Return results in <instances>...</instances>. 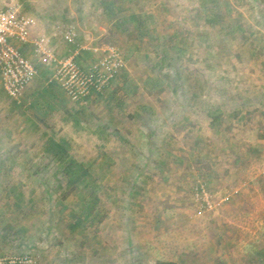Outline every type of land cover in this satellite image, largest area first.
I'll list each match as a JSON object with an SVG mask.
<instances>
[{
	"label": "rangeland",
	"instance_id": "rangeland-1",
	"mask_svg": "<svg viewBox=\"0 0 264 264\" xmlns=\"http://www.w3.org/2000/svg\"><path fill=\"white\" fill-rule=\"evenodd\" d=\"M16 1L58 56L97 48L86 66L116 46L126 64L102 96L81 101L42 63L19 100L0 84V256L264 264V0ZM69 26L72 45L61 37ZM49 137L92 163L101 220L69 227L91 193L67 188L63 166L44 150ZM201 185L216 202L240 194L208 210Z\"/></svg>",
	"mask_w": 264,
	"mask_h": 264
},
{
	"label": "built area",
	"instance_id": "built-area-1",
	"mask_svg": "<svg viewBox=\"0 0 264 264\" xmlns=\"http://www.w3.org/2000/svg\"><path fill=\"white\" fill-rule=\"evenodd\" d=\"M34 25L35 20L21 10L16 0L7 3L5 8L0 10V81L6 94L14 100L20 99L38 74L34 61L23 53L22 47L26 45H32L34 56L52 70L53 79L73 101L103 93L125 68L124 54L116 46L104 48L100 57L86 66L79 62L77 57L81 50L92 52V49L76 47L67 55L58 56L50 38L33 36ZM76 36L73 26L61 32L62 39L70 45L75 43ZM238 193V190L228 192L222 196L221 201L216 202L203 185L196 187V195L203 197L202 207L208 210H213L218 203L231 201ZM21 262L15 257L0 256V264Z\"/></svg>",
	"mask_w": 264,
	"mask_h": 264
},
{
	"label": "trees",
	"instance_id": "trees-1",
	"mask_svg": "<svg viewBox=\"0 0 264 264\" xmlns=\"http://www.w3.org/2000/svg\"><path fill=\"white\" fill-rule=\"evenodd\" d=\"M206 1L207 0H202L204 7L207 4ZM213 1H215L218 4L217 0H213ZM110 4L112 3H109L107 8H109V10L112 11V6ZM226 7H229V6H226ZM203 11H206V8H204ZM216 17H218V15L216 14H214L212 17L209 15L206 17V20L207 22H213L215 20L214 18ZM130 18L131 20L138 21L142 19V16L134 13L130 15ZM142 23L143 22L141 20L140 25H142ZM74 47L76 48L77 46L73 45V48ZM89 54H91V52H89L88 50H81L80 55L77 57V60L81 62L84 56H87ZM161 60L165 62L166 58L164 54L161 56ZM51 87L55 91V85L53 84L51 85ZM108 89H106L104 92H106ZM46 91L52 92L50 89H46ZM104 92L96 93L94 95L102 96ZM91 96L93 95L87 96L84 100L88 99ZM72 122L74 124H80L79 117L75 116ZM68 149H69V143L66 139L55 140L52 137H49L47 139L46 145L44 148L46 153L52 155L54 159L59 163V165L63 166L64 173L66 174L68 178L67 188L68 187L71 189L73 188V191H74V189H76L79 185L82 184L83 188L87 189V193H91V195L89 194L90 196L88 197L84 196L85 200L82 201L81 203L82 214H78L76 212L71 213L74 219L69 224V227L73 231V229H77L78 227L86 223V221L90 218L92 221L101 220L102 215H101L100 209H97V205L100 202V198L96 195L94 191L98 186L95 184L96 182L94 183V177H93V174L91 173L92 166H93L92 163H87L84 161L76 160L75 158L70 156Z\"/></svg>",
	"mask_w": 264,
	"mask_h": 264
},
{
	"label": "crops",
	"instance_id": "crops-1",
	"mask_svg": "<svg viewBox=\"0 0 264 264\" xmlns=\"http://www.w3.org/2000/svg\"><path fill=\"white\" fill-rule=\"evenodd\" d=\"M6 5V4H5ZM5 5H1L0 6V10L1 9H4L5 8ZM52 43V42H51ZM52 46H53V43H52ZM22 50H23V53L27 56V57H29L30 59H32L33 61H34V63H35V65H36V67H37V69H38V72H39V69H40V67H41V62L34 56V53H33V49H32V45H26V46H23L22 47ZM46 70H47V68L46 67H44ZM51 70V69H50ZM38 75V74H37ZM0 84H1V81H0ZM1 86H2V84H1ZM3 88V87H2ZM4 90V89H3ZM5 91V90H4ZM214 167V166H213ZM229 172H233L232 170L231 171H229ZM239 194H240V192H239ZM239 194H236V195H234L233 197H236V196H238Z\"/></svg>",
	"mask_w": 264,
	"mask_h": 264
}]
</instances>
